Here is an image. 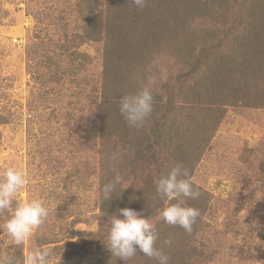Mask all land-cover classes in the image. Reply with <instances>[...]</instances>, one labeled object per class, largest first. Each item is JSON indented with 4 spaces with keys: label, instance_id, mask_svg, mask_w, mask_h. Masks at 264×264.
<instances>
[{
    "label": "rangeland",
    "instance_id": "rangeland-1",
    "mask_svg": "<svg viewBox=\"0 0 264 264\" xmlns=\"http://www.w3.org/2000/svg\"><path fill=\"white\" fill-rule=\"evenodd\" d=\"M65 1L70 0H0V178L9 166L22 170L26 186L13 207L37 198L49 208L47 220L33 232L40 246L31 238L21 246L14 245L2 228L10 213H0V255L11 257L14 252L16 262L20 253L24 258L29 251L49 247V264H94L95 246L107 238L111 223L100 210L102 154L96 150L102 143L90 129L95 117L87 118L88 98L76 94L61 97L59 91L68 94L72 86L65 92V86L51 74V56L54 65L65 66L59 48L63 42L68 44V35L78 32L77 24H81L75 20V12L65 9ZM75 52L71 63L85 66L92 85L102 64L100 43L83 42ZM79 54L91 61L86 63ZM150 57L154 62L160 59L157 52ZM96 87L94 94L99 96L100 86ZM75 88L85 90L83 82ZM91 89L87 86L86 92ZM190 99L184 97L179 108L173 107L167 126L178 132L185 147L190 140L193 145L205 140L199 157H188L185 166L193 187L200 192V215L192 226L193 235L186 237L183 228L164 222L157 203L163 200L162 211L168 200L157 195L154 182L147 186L137 183L139 188H147L142 195L148 198V206L130 208L149 219L158 235H185L188 252L184 264H264V106L239 102L221 105L218 110L205 104L206 100L194 106ZM143 125L139 128L148 132L147 123ZM139 128L133 127V132ZM88 132H93L90 145ZM119 148L114 144L115 152ZM123 154L134 157L127 149ZM176 157L174 154L173 164L179 159ZM152 166L153 161L139 160L140 170L152 171ZM138 174L137 170L130 179L139 181L138 176L147 171ZM128 180L123 177L125 185L117 186L121 193L132 186ZM192 202L185 200L186 206L194 207Z\"/></svg>",
    "mask_w": 264,
    "mask_h": 264
},
{
    "label": "trees",
    "instance_id": "trees-1",
    "mask_svg": "<svg viewBox=\"0 0 264 264\" xmlns=\"http://www.w3.org/2000/svg\"><path fill=\"white\" fill-rule=\"evenodd\" d=\"M64 3L67 11L77 14L75 20H80L81 24H77L78 32L68 35V44L63 42L59 48L65 56L62 57L65 66L54 65L51 56V74L61 87L65 86V92L72 86L68 94L59 91L61 97L76 94L88 98L87 118L95 117L90 129L98 133L96 136L102 143L96 150L102 154L100 184H107L117 173L128 180L137 175V170L139 174L144 169L147 171V175L138 176L139 181L130 179L132 186L121 189L122 193L119 187L110 200L100 202L104 219L111 220L113 216L122 219L119 209L126 206L135 210L148 206V198L142 195L147 188L140 185L139 188L137 183L147 186L167 176L173 167L181 164L180 159L185 167L189 165L188 157L195 160L202 153L204 139L200 140V145L196 142L193 145L194 140H190L185 147L178 132L167 126L169 113L174 106L179 108L184 97L189 96L194 106L206 100L205 104L211 103L218 110L221 105L239 102L246 106H264V0H146L143 8H138L132 0ZM192 26L197 30L192 31ZM187 31H192V35ZM83 42H98L101 46L102 64L96 73L98 78L92 77V85L87 71L84 72L85 66L71 63L76 57V47ZM154 52L160 57L157 62L150 57ZM79 56H83L86 63L91 61L87 55ZM80 73H84L81 82L85 90L75 88L81 83L78 81ZM146 85L153 94V109L144 122L148 132L142 128L133 132V127L128 126L120 113L119 100ZM87 86L92 87L91 91L86 92ZM96 86H100L99 96L94 94ZM71 114L72 111L66 114L68 120ZM52 116L55 118L54 113ZM89 132L87 139L93 133ZM117 143L121 148L115 152L113 146ZM125 149L132 151L135 158L124 155ZM174 154L179 159L173 164ZM145 159L153 161L152 171L139 169V160ZM124 185L125 182L120 186ZM192 200L194 208H198V198ZM176 202L168 200L167 205ZM162 205L161 199L157 203L160 212ZM204 210L201 208L202 212ZM184 237L158 235L155 246L169 257L168 264H184L188 252ZM165 240H170L171 244H165ZM31 241L35 246L41 244L36 235ZM106 243L107 238H102L95 246L94 264H158L139 252L129 261L119 260L110 253ZM16 264H23V254L20 253Z\"/></svg>",
    "mask_w": 264,
    "mask_h": 264
},
{
    "label": "clouds",
    "instance_id": "clouds-1",
    "mask_svg": "<svg viewBox=\"0 0 264 264\" xmlns=\"http://www.w3.org/2000/svg\"><path fill=\"white\" fill-rule=\"evenodd\" d=\"M132 2L138 8H143L146 0H132ZM119 105L120 113L128 126L141 127L153 109V94L150 86L142 87L135 94L122 96ZM154 183L157 195L169 201H177L168 204L162 210L161 217L164 222L170 226H179L191 233L200 212L197 208L186 206L185 198L196 199L200 196V192L194 189L189 170L182 164H177L167 176L156 179ZM122 184L123 177L117 173L111 181L103 185L102 200H110L116 193L117 186ZM25 186V172L12 166H9L0 178V213H10L2 228L16 246H21L29 240L34 230L38 229L49 216V208L42 199L34 198L16 203L13 207L14 201ZM119 213L123 218L113 216L107 233L105 245L110 253L119 260L129 261L139 252L155 259L158 264H168L169 257L162 249L155 246L158 239L155 225L131 208H121ZM164 243L170 245L171 241L165 240ZM51 256L52 249L49 247L29 251L23 258V264H49ZM0 264H16V261L5 254L0 255Z\"/></svg>",
    "mask_w": 264,
    "mask_h": 264
}]
</instances>
